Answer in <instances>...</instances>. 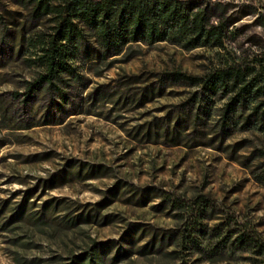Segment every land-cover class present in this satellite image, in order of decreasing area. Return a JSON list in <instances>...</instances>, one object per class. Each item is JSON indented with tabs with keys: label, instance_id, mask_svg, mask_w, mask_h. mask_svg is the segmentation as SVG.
Listing matches in <instances>:
<instances>
[{
	"label": "rangeland",
	"instance_id": "374dc122",
	"mask_svg": "<svg viewBox=\"0 0 264 264\" xmlns=\"http://www.w3.org/2000/svg\"><path fill=\"white\" fill-rule=\"evenodd\" d=\"M211 2L236 30L224 49L131 45L100 61L86 33V55L70 62L78 79L27 99L40 71L24 62L26 45L44 28L0 0V226L24 202L0 229V264H67L93 245L102 264L261 261L264 186L253 176L264 137L239 130L243 119L223 126L225 98L168 77H202L264 47V0Z\"/></svg>",
	"mask_w": 264,
	"mask_h": 264
},
{
	"label": "trees",
	"instance_id": "16d2710c",
	"mask_svg": "<svg viewBox=\"0 0 264 264\" xmlns=\"http://www.w3.org/2000/svg\"><path fill=\"white\" fill-rule=\"evenodd\" d=\"M11 1L26 13L30 23L44 28L32 35L26 45L28 48H25L28 58L24 62L40 71L26 86L27 99L43 89L57 91L53 82H62V76L75 81L78 79L70 62L76 53L86 55L85 50L81 51V47L87 43L86 33L93 39L96 45L94 55L100 61L120 55L131 45L150 47L168 44L184 52L196 49L222 50L236 33L234 28L229 29L233 22L225 17L226 8L211 0ZM257 21L264 29V17L258 16ZM22 38L20 36L17 53L24 48ZM168 77L176 82L187 81L191 86H198L208 99L214 96L225 98L227 101L221 115L223 126L232 123L237 127L243 119L239 130L252 131L264 137V47L250 59L233 61L202 77H186L179 72ZM255 169V182L264 186V155ZM163 202H168L173 209H181L182 206L178 199H164ZM201 202L203 199L199 198L195 204ZM23 208L24 202L8 222L1 224L0 229L5 230L10 221L20 218ZM41 218L38 216L36 220L40 221ZM192 226L200 229L196 221ZM193 232L189 238H192ZM173 235V232H169L164 237ZM190 241L193 243L194 239ZM248 241L252 240L244 235L236 239L239 246H250ZM252 247L261 258L258 264H264V245L254 244ZM145 249L152 251V246H145L142 250ZM89 251L73 256L67 264H102L97 246L93 245ZM170 255L175 256V253L171 252Z\"/></svg>",
	"mask_w": 264,
	"mask_h": 264
}]
</instances>
